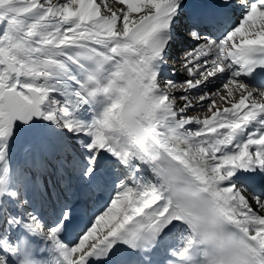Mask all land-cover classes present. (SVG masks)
Returning <instances> with one entry per match:
<instances>
[{"label":"snow or ice","instance_id":"obj_1","mask_svg":"<svg viewBox=\"0 0 264 264\" xmlns=\"http://www.w3.org/2000/svg\"><path fill=\"white\" fill-rule=\"evenodd\" d=\"M119 3L118 14L96 0H0V264H111L122 250L146 264L160 253V264H264V191L235 179L264 174V86L242 80L264 71V0H217L197 16L181 82L166 66L185 0ZM228 13L239 20L222 38L201 27ZM97 97L103 111L80 120ZM36 121L87 138L82 151L57 146L62 169L90 178L101 153L118 161L114 194L71 245V210L43 222L25 195L45 161L10 164L14 131ZM176 225L188 235L169 248Z\"/></svg>","mask_w":264,"mask_h":264},{"label":"rangeland","instance_id":"obj_2","mask_svg":"<svg viewBox=\"0 0 264 264\" xmlns=\"http://www.w3.org/2000/svg\"><path fill=\"white\" fill-rule=\"evenodd\" d=\"M108 1H109V0H96V2H97L98 4L101 5V7H104V9L101 8L102 11L105 10V5H107V8H108V9H111L112 11H115V12H117L118 14L121 12V10H126V5L120 4V3H119V0H110L109 2H108ZM109 14H110V13H109ZM136 15H138V14H137V13H133V14H132L133 17H135ZM181 54H182V53H181ZM185 75H186V73H184V72H183L182 70H180V68H179V69H178L177 76H176L174 79H176L177 82H181V81H183ZM216 81H217V80H216ZM212 85H213V86H212ZM215 85H216L215 82H214V83H211L210 85L208 84V85H207V89L210 90V91H215V90L219 87V86H218V87L215 89ZM213 87H214V88H213ZM193 94H194V95H200V94H202V93H201L200 90H194V91H193ZM57 95L60 97L59 93H57ZM104 104H106L104 98H103V97H97L96 100H95L91 105L86 106L85 109H88V108L91 109L93 114L95 113V112H93V111H96V109H100V111L102 112L103 109H104V107H105ZM92 113H91L90 111H87V121H88V122L91 121V119L89 118V116H93ZM197 114H198V113H191V115H197ZM199 115L203 116V113H199ZM79 119L85 122L83 111L80 113V115H79ZM39 122H42V121H36V122H34V123H35V124H39ZM25 128H26V125L21 124V125H19V126L17 127V129L14 131V135H15V136H19V135H22V136H23V137H22V140H23V141H24V138H25V135H24ZM62 132L67 133L70 137H73V139H74V138H78V137H75L72 133L67 132L66 130H62ZM15 138H17V137H15ZM15 138H14V139H15ZM36 142H37V141H36ZM36 142H35V143H36ZM35 143H34V144H35ZM24 145H25V143H24L22 146H24ZM39 145H40V144H39ZM20 146H21V145L12 146V148L9 147V160H10V164H11V162H12L14 159H16V154H17V152H18ZM22 146H21V147H22ZM12 166H13V164H12ZM50 202H51V199H49V203H50Z\"/></svg>","mask_w":264,"mask_h":264},{"label":"bare ground","instance_id":"obj_3","mask_svg":"<svg viewBox=\"0 0 264 264\" xmlns=\"http://www.w3.org/2000/svg\"><path fill=\"white\" fill-rule=\"evenodd\" d=\"M110 1V0H109ZM108 1V2H109ZM101 8H103L104 9V7H101ZM137 16V15H136ZM219 38H221V37H217V39H219ZM210 85V84H209ZM213 86V85H212ZM214 88V87H213ZM105 105V104H104ZM94 115L96 116V114L94 113ZM89 118L91 119V121L93 120V118H94V116H89ZM90 121V122H91ZM39 147V146H38ZM37 156H39V153H37ZM144 174H146L147 176H150V177H152V174H151V172L150 171H148V170H145L144 171ZM237 177L238 178H241V179H245V180H247L249 177L247 176V174L246 173H243V172H241V174H237ZM153 178V177H152ZM177 234H173V235H171L168 239H170L171 237H174V236H176Z\"/></svg>","mask_w":264,"mask_h":264}]
</instances>
